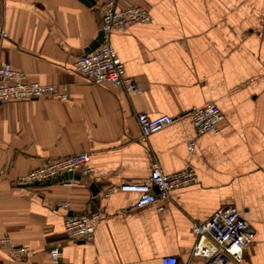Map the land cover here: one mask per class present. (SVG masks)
<instances>
[{"label":"crops","instance_id":"1","mask_svg":"<svg viewBox=\"0 0 264 264\" xmlns=\"http://www.w3.org/2000/svg\"><path fill=\"white\" fill-rule=\"evenodd\" d=\"M103 1L0 0V65L68 95L0 102V235L27 247L15 258L0 245V264H161L168 255L201 264L193 223L229 204L256 229L241 264H264V0H118L151 15L110 34L133 92L91 82L75 65L101 28ZM208 103L224 118L198 133L189 111ZM140 112L173 121L143 137ZM79 152L92 175L19 182L44 160ZM155 162L165 173L193 168L198 181L133 208L156 190ZM90 211L103 214L95 238L69 239L66 217Z\"/></svg>","mask_w":264,"mask_h":264},{"label":"built area","instance_id":"2","mask_svg":"<svg viewBox=\"0 0 264 264\" xmlns=\"http://www.w3.org/2000/svg\"><path fill=\"white\" fill-rule=\"evenodd\" d=\"M100 14L101 29L104 32L103 41L97 48L76 57L75 65L91 82L123 87L128 92H133L135 81L125 76L124 64L111 44L110 34L114 29L125 30L135 23L150 21V12L134 3H127L121 7L118 5V0H104ZM0 34L7 35L5 32ZM45 97L66 99L68 95L60 91L56 84L31 80L25 71L13 67L11 63L0 65V102ZM189 114L198 133L219 130V123L224 118L220 108L214 103L194 107L190 109ZM137 121L142 136L146 137L170 124L173 117L168 114L150 117L147 113L140 112L137 114ZM189 148H193V143H189ZM89 162L90 155L87 152L46 159L39 167L22 175L19 182L43 184L60 179L67 183L70 177H65L66 173L79 172L80 175H92L94 169ZM197 181L198 176L193 168L165 173L159 163L155 162L148 182L155 185L157 190H147L142 193L132 207L138 208L168 198L173 189L189 186ZM116 188L115 184L109 185L104 190V195H109ZM102 215L100 211H90L81 215L67 216L65 219L67 237L75 241L93 240ZM192 230L196 236L193 255L205 259L201 264H241L244 251L256 235V229L248 221L245 210L234 204L217 209L206 220L195 221ZM0 245L6 246L10 255L15 258L27 252L26 246L13 244L8 236L0 235ZM52 255L55 263H58L61 258L59 250L55 249ZM161 264H178V259L175 255L164 256Z\"/></svg>","mask_w":264,"mask_h":264},{"label":"water","instance_id":"3","mask_svg":"<svg viewBox=\"0 0 264 264\" xmlns=\"http://www.w3.org/2000/svg\"><path fill=\"white\" fill-rule=\"evenodd\" d=\"M83 1H85L87 4H90V5L91 4H96V2H97V0H83ZM101 24H102V17H101ZM103 38H104V32L100 28L96 38L94 39V41L90 45V50H93V49L97 48L99 46V44L103 41ZM64 176L65 177H75V178H78V179L81 177L79 172H76L74 174L73 173H66V174H64ZM52 182H55V180H51V181L45 182L43 184H48V183H52ZM155 189L157 190V188H155Z\"/></svg>","mask_w":264,"mask_h":264}]
</instances>
